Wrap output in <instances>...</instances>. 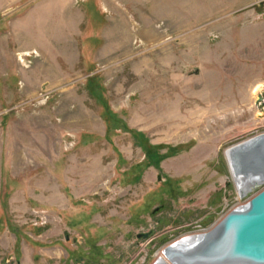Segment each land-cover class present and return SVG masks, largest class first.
I'll return each instance as SVG.
<instances>
[{
  "label": "rangeland",
  "instance_id": "rangeland-1",
  "mask_svg": "<svg viewBox=\"0 0 264 264\" xmlns=\"http://www.w3.org/2000/svg\"><path fill=\"white\" fill-rule=\"evenodd\" d=\"M259 95L264 0H0V264H153L207 232L264 189L224 156Z\"/></svg>",
  "mask_w": 264,
  "mask_h": 264
},
{
  "label": "water",
  "instance_id": "water-1",
  "mask_svg": "<svg viewBox=\"0 0 264 264\" xmlns=\"http://www.w3.org/2000/svg\"><path fill=\"white\" fill-rule=\"evenodd\" d=\"M224 156L239 198L264 186V133L229 147ZM162 253L164 259L153 264H264V189L195 240L171 243Z\"/></svg>",
  "mask_w": 264,
  "mask_h": 264
},
{
  "label": "bare ground",
  "instance_id": "bare-ground-1",
  "mask_svg": "<svg viewBox=\"0 0 264 264\" xmlns=\"http://www.w3.org/2000/svg\"><path fill=\"white\" fill-rule=\"evenodd\" d=\"M261 87V86H260ZM260 87H258L257 88V90L258 89H260ZM259 91V90H258ZM202 233H204V232H202ZM199 234H201V233H198V234H191V235H187V236H185V237H183V238H181V239H179V240H177V241H175V242H180V243H188V242H191V241H193V240H195L198 236H199ZM182 241V242H181ZM174 242V243H175ZM173 244V243H172ZM162 257V258H161ZM161 257L160 256H158L156 259L157 260H159V258H161V259H164V257H163V253H161Z\"/></svg>",
  "mask_w": 264,
  "mask_h": 264
},
{
  "label": "built area",
  "instance_id": "built-area-1",
  "mask_svg": "<svg viewBox=\"0 0 264 264\" xmlns=\"http://www.w3.org/2000/svg\"><path fill=\"white\" fill-rule=\"evenodd\" d=\"M23 57V56H22Z\"/></svg>",
  "mask_w": 264,
  "mask_h": 264
},
{
  "label": "crops",
  "instance_id": "crops-1",
  "mask_svg": "<svg viewBox=\"0 0 264 264\" xmlns=\"http://www.w3.org/2000/svg\"><path fill=\"white\" fill-rule=\"evenodd\" d=\"M257 90V89H256Z\"/></svg>",
  "mask_w": 264,
  "mask_h": 264
}]
</instances>
